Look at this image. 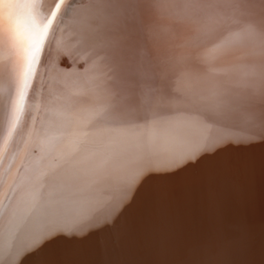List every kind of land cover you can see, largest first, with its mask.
Returning a JSON list of instances; mask_svg holds the SVG:
<instances>
[{"label": "snow or ice", "instance_id": "6c2138e0", "mask_svg": "<svg viewBox=\"0 0 264 264\" xmlns=\"http://www.w3.org/2000/svg\"><path fill=\"white\" fill-rule=\"evenodd\" d=\"M257 144L264 0H0V264L252 256Z\"/></svg>", "mask_w": 264, "mask_h": 264}, {"label": "bare ground", "instance_id": "6f19581e", "mask_svg": "<svg viewBox=\"0 0 264 264\" xmlns=\"http://www.w3.org/2000/svg\"><path fill=\"white\" fill-rule=\"evenodd\" d=\"M63 66V65H62ZM241 155H251L256 159H259L262 154H264V145H254L250 148H242L236 150ZM254 219L257 225L258 236H257V251L252 256H234L224 258L229 261V264H264V253L260 251L259 248V226L261 223H264V174H261L259 169L257 170L255 177V191H254ZM137 260L152 261L159 259H167L169 261H196L200 259H205L201 257H189L184 254L177 252L175 254L167 256H159L147 252H140L134 257H131Z\"/></svg>", "mask_w": 264, "mask_h": 264}]
</instances>
